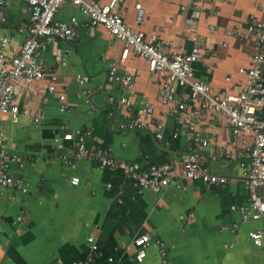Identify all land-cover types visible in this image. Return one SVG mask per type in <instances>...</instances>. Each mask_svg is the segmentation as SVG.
<instances>
[{
  "label": "crops",
  "instance_id": "0c3cea01",
  "mask_svg": "<svg viewBox=\"0 0 264 264\" xmlns=\"http://www.w3.org/2000/svg\"><path fill=\"white\" fill-rule=\"evenodd\" d=\"M139 2L149 13L140 26L135 21ZM189 3L190 0H126L123 14L128 23L147 36L157 33L173 41L176 50L190 51L193 32L185 21L186 13L180 9ZM214 6L218 9L216 15L212 14ZM251 14L264 15L261 0H217L209 3L199 23L205 38L203 46L211 52L196 63V75L209 82L215 92H236L245 82L238 69L250 65L254 46L227 31L243 27ZM74 15L81 21L77 40L52 43L41 55L47 70L45 78L22 87L21 107L41 116L40 121H31L26 114L18 123L9 117L0 120L9 151L26 161L24 168L14 172L29 181L27 192L13 188L0 193V264H72L85 260L91 234L101 251L98 264H135L133 240L142 234L153 238L141 264H160L162 248L156 239H161L171 264H264V249L249 237L255 226L264 224L251 221L240 225L238 231L233 229L241 216L231 206L246 203L249 193L241 178L239 161L227 160L222 149L223 144L234 143L231 148L238 154L245 147L229 125L210 114L205 113L200 128L205 136L214 137L207 151L219 155L210 163L215 171L230 177L225 185L185 180L186 188L139 191L120 169H102L83 160L76 169L63 163V154L73 155L72 150L55 147L54 137L64 128L91 130L89 146L111 149L116 157L137 161L143 169L180 159L190 152L185 114L164 117L162 144L149 131L119 129L116 119H124L125 108L116 109V119L110 118L108 97L124 93L119 85L108 81V70L111 62L120 58L122 44L103 25H88L69 0L57 18L69 21ZM5 16L0 33L21 45L26 33L20 27L30 21L28 6L22 0H11L5 7ZM210 25H215V30L211 31ZM126 67L142 72L136 78L134 107L145 98L154 103L156 115L163 116L167 110L159 102L163 76L151 73L147 61L134 55L129 56ZM50 73L58 75L54 92L48 90ZM78 74L90 75L91 81L79 83ZM86 88L94 92L86 94ZM61 94L66 97V110L61 109ZM186 95V89H178V97ZM176 130L180 134L174 138ZM74 175L81 179L78 185L72 184ZM124 244L129 248L124 249ZM110 256L114 257L113 263L108 261Z\"/></svg>",
  "mask_w": 264,
  "mask_h": 264
},
{
  "label": "built area",
  "instance_id": "2783aa9c",
  "mask_svg": "<svg viewBox=\"0 0 264 264\" xmlns=\"http://www.w3.org/2000/svg\"><path fill=\"white\" fill-rule=\"evenodd\" d=\"M11 0H0V25L6 20L5 7ZM30 10L29 24L21 26L20 31L26 33L21 45H15L11 36L0 33V120L9 117L14 122H20L21 115L26 114L31 121L39 122L41 116L34 115L28 108H22L20 95L22 87H29L45 78L47 74L41 55L56 40L74 42L79 37L81 21L72 16L69 21L57 18V13L68 0H22ZM91 26L103 25L112 37L119 41L121 55L112 61L108 70V81L117 84L123 95L108 97L112 107L109 117L114 118V111L125 108L123 120H118L121 130H145L154 135L156 141L162 144L167 115H186L184 126L190 142V152L180 159L163 164H152L143 169L139 162L116 157L113 151L104 147H91L87 143L91 135L89 129L69 130L55 135L54 144L61 151L72 150L73 155L65 153L62 161L67 166L76 169L79 161H89L102 169L124 172L127 179L139 190L153 189L162 192L171 186L186 188L185 180H200L209 186H222L228 183L230 177L225 173L215 171L212 160L219 155L208 152L213 145V138L205 136L200 128L205 113L217 118L220 123L230 126L235 137L242 140L244 151L236 154L231 148L234 143L223 144V155L227 160H238L242 168L241 178L245 181L249 193L248 201L235 204L231 209L241 216L240 223H233L234 231L240 225L251 221H261L264 224V15L258 17L251 14L243 27L227 31L228 35L244 39L254 46V53L249 66H241L238 71L245 76V82L239 91L215 92L212 85L196 75V63L211 52L205 48L204 35L199 31V23L206 12L207 6L217 0H190L189 4L181 5L186 13L185 21L193 32V46L190 51H178L173 41L155 33L147 36L142 30L136 29L125 20L123 6L126 0H69ZM264 13V0H261ZM218 9L213 7L212 14ZM149 13L142 3L136 4L135 21L138 26L148 18ZM215 30V25H210ZM223 45H228L223 42ZM130 55L142 57L147 61L148 70L163 76V84L159 91V102L167 107L163 116H157L155 105L151 100L142 98L134 107L136 78L141 70L126 67ZM65 57V56H64ZM65 61V58H64ZM48 90H56L58 75L50 73ZM230 76L227 80H230ZM77 81L86 84L91 81L88 74H78ZM187 90V95L178 97V89ZM92 88H86L85 93L91 95ZM65 94L60 95L61 109L66 110ZM90 101V100H89ZM212 126H215L214 124ZM180 130L173 132L176 138ZM215 136V135H214ZM26 161L18 154L8 149L5 131H0V193L6 189H21L28 191L29 181L24 176H18L14 170L24 168ZM80 177L74 175L72 184L78 185ZM111 187V184L109 185ZM23 216L20 217V220ZM239 234H237L238 236ZM249 237L253 243L264 249V226L252 229ZM152 235L142 234L134 238L136 248L135 264H141L152 244ZM90 252L85 260L74 261L72 264H98L97 257L101 255L95 235L88 236ZM238 240V237L235 241ZM160 245L162 260L160 264H171L167 258V249L161 239H156ZM124 249L129 248L122 245ZM110 263L114 257H108ZM225 264V263H219Z\"/></svg>",
  "mask_w": 264,
  "mask_h": 264
},
{
  "label": "rangeland",
  "instance_id": "374dc122",
  "mask_svg": "<svg viewBox=\"0 0 264 264\" xmlns=\"http://www.w3.org/2000/svg\"><path fill=\"white\" fill-rule=\"evenodd\" d=\"M253 225V224H252ZM262 226V224L258 225V226H255L256 228L255 229H258V227L260 228ZM254 229V228H253Z\"/></svg>",
  "mask_w": 264,
  "mask_h": 264
}]
</instances>
